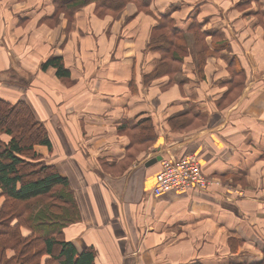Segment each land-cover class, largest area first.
I'll list each match as a JSON object with an SVG mask.
<instances>
[{
  "label": "crops",
  "instance_id": "1",
  "mask_svg": "<svg viewBox=\"0 0 264 264\" xmlns=\"http://www.w3.org/2000/svg\"><path fill=\"white\" fill-rule=\"evenodd\" d=\"M151 10L129 2L97 18L89 4L66 32L62 14L44 20L52 0H0V97L26 100L43 122L51 148L35 149L67 178L81 216L65 237L78 250L93 246L95 264H264V0H153ZM161 13L181 30L195 18L227 41L206 57L203 77L189 54L172 85L166 75L143 82L158 58L146 44ZM50 55L63 58L67 83L52 67L40 69ZM232 57L245 83L218 109ZM186 111L204 115L205 125L172 130L168 119ZM145 116L157 127L153 147L112 174L104 163L112 166L128 144L116 126ZM166 152L197 154L201 172L229 188L151 194L159 162H145Z\"/></svg>",
  "mask_w": 264,
  "mask_h": 264
},
{
  "label": "trees",
  "instance_id": "2",
  "mask_svg": "<svg viewBox=\"0 0 264 264\" xmlns=\"http://www.w3.org/2000/svg\"><path fill=\"white\" fill-rule=\"evenodd\" d=\"M152 1L52 0V14L44 20L49 19L48 23L52 25L62 14L66 19L65 30L69 32L75 11L86 5L93 4V14L104 18L115 17L129 2L135 4L138 12L152 15ZM228 46L218 32L208 34L195 18L181 30L169 13H161L150 29L146 44V49L158 53V58L143 76V82L148 84L166 75L169 78L166 86L172 85L174 75L181 70L183 60L189 54L195 58V72L203 77L206 57L218 56ZM48 67L54 69L59 80L68 82L70 72L61 56L50 55L41 62L42 71ZM227 70L230 79L226 90L215 100L218 109L231 105L245 83L244 71L236 57L228 62ZM205 122L204 115L192 111L168 119L170 128L179 132L196 130ZM156 131L149 116L139 118L133 126L122 120L116 126V133L126 135L128 144L124 155L112 166L103 162L109 172L120 173L141 152H148L153 147ZM2 134L9 136L7 141L1 138ZM36 145L51 148L47 130L30 104L26 100L10 102L0 97V194L3 196L0 203V264H95L93 246L78 250L65 237L64 228L81 219L78 204L67 178L53 163L43 159L36 151ZM22 230L28 233L23 234ZM238 241L229 239L231 245ZM8 249L12 253L7 254Z\"/></svg>",
  "mask_w": 264,
  "mask_h": 264
},
{
  "label": "built area",
  "instance_id": "3",
  "mask_svg": "<svg viewBox=\"0 0 264 264\" xmlns=\"http://www.w3.org/2000/svg\"><path fill=\"white\" fill-rule=\"evenodd\" d=\"M160 156L159 169L155 173L151 194H160L169 190L229 188L223 185L220 178L207 176L201 172L199 158L195 153L178 157L173 153L166 152Z\"/></svg>",
  "mask_w": 264,
  "mask_h": 264
},
{
  "label": "water",
  "instance_id": "4",
  "mask_svg": "<svg viewBox=\"0 0 264 264\" xmlns=\"http://www.w3.org/2000/svg\"><path fill=\"white\" fill-rule=\"evenodd\" d=\"M160 157H161V156L158 154V155H155V156L149 158V159L145 162V165H146V166L152 165L153 163H155L156 161H158V160L160 159Z\"/></svg>",
  "mask_w": 264,
  "mask_h": 264
},
{
  "label": "rangeland",
  "instance_id": "5",
  "mask_svg": "<svg viewBox=\"0 0 264 264\" xmlns=\"http://www.w3.org/2000/svg\"><path fill=\"white\" fill-rule=\"evenodd\" d=\"M193 59H195L194 57H193ZM177 74V73H176ZM181 76V75H180ZM174 77H175V75H174ZM0 79H1V76H0Z\"/></svg>",
  "mask_w": 264,
  "mask_h": 264
}]
</instances>
